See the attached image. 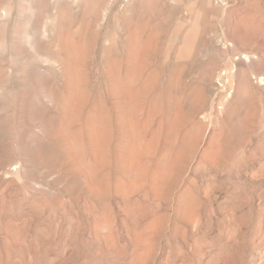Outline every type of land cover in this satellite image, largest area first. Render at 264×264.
Listing matches in <instances>:
<instances>
[{
  "label": "rangeland",
  "instance_id": "374dc122",
  "mask_svg": "<svg viewBox=\"0 0 264 264\" xmlns=\"http://www.w3.org/2000/svg\"><path fill=\"white\" fill-rule=\"evenodd\" d=\"M124 1L107 0L87 21L76 11L65 17L70 24L61 37L84 50L73 66L76 73L71 71L81 92L85 88L75 119L68 120L63 107L69 94L66 66L32 72L58 99L54 107L32 102L38 87L14 71L21 62L1 53L0 79L17 94L8 95L7 83L0 89V264H264V0H180L178 5L161 0L145 13L143 37H153L154 44L134 84L153 81L128 111L135 125L148 124L143 133L125 124L124 98L116 90L129 70L120 28ZM195 13L201 46L181 58L175 35L187 30ZM111 44L115 52L108 50ZM56 46L66 63L60 40L51 48ZM152 98L161 102L155 115ZM177 106L179 121L169 125ZM95 107L107 124L108 142L98 184L91 188L82 178L96 159L83 120ZM54 118L59 122L44 128ZM153 130L161 135L149 154L139 155L141 162L150 172L166 151L171 163L168 176L154 185L146 171L137 176L128 169L129 152L142 153ZM70 146L80 167L56 155ZM71 176L79 184L68 181Z\"/></svg>",
  "mask_w": 264,
  "mask_h": 264
},
{
  "label": "bare ground",
  "instance_id": "6f19581e",
  "mask_svg": "<svg viewBox=\"0 0 264 264\" xmlns=\"http://www.w3.org/2000/svg\"><path fill=\"white\" fill-rule=\"evenodd\" d=\"M107 0H0V58L1 53L5 52L8 53L9 55H11L13 57V59L16 62H21V64H30L31 67L26 69L25 66H21V64H15L13 66L14 71L21 77L23 78L24 76H27L30 81L38 88L36 94H33L32 97V102L35 100L37 101H41L44 104H51L49 106H54L57 107V103H58V99H56L54 96V93L51 92L48 87L47 84L45 83L44 79L40 76H37L36 74H32L35 72H41L43 73L41 70L42 68H48V66H56L58 69H61L62 67L66 66V70L69 73V83L68 86L66 84V87L68 88L67 92H69L68 94V100L65 101V104L62 101V105L64 104L63 107H65L64 109L66 110V114L68 116V120H72L75 119L78 115H79V111H80V107L82 105V100H83V95L82 92H84V89L81 92V88L78 82V78L77 75L76 78L75 76L72 74L71 71H73V66L76 63L75 61L78 60L77 62H79L78 54L81 48V45L79 43H73V39L72 42H70V40H65V38H62L61 34L62 32L65 30V25L66 24H70V23H65V17L69 14H71L73 11H76L81 19L83 21H85L86 19L88 20V18L90 19H94L95 17L98 16V11L99 8L102 10V6L104 5V3ZM111 2L114 0H110ZM161 0H125L123 2V6H122V11H121V15H120V28L121 31L124 33V35L126 36V40L124 43V48H122L124 50L125 53V59L126 60V64L123 62V64H125L127 67H129L128 72V76L127 74L125 75V79L124 81H119L116 83V90L121 94V96H123L124 98V104H125V108L123 111L125 112L124 114H126V116L124 117L126 120V125H128L129 127H134L132 126L133 121L128 120V111L129 108L133 107L137 101V99H141V97H144V92L148 93L150 91V88L148 89L151 81L149 78H146L142 81H140V83L136 86L134 84V81L137 77V71L140 68L142 62L144 63V59L143 57L145 56L146 52H148L147 50H149V48H152V39L153 37H143V31L144 28L146 27L144 24V21L142 20L143 16L145 15V13L155 9ZM175 3V5L180 3V0H171ZM162 2V1H161ZM204 2L206 3H210L211 0H204ZM183 4V3H182ZM156 10V9H155ZM105 11V10H104ZM198 12V11H197ZM194 13V12H193ZM199 13V12H198ZM148 14V13H147ZM193 17L191 19V21L189 22V27L187 28V30L182 34L179 35L176 34V39L180 38V42H181V46H179V53H177V55H181V58H183V56H186L187 54H193L195 53V51H197V49L199 48V46H201V43L199 41V33H200V28H199V18H198V14H192ZM147 16V15H146ZM145 16V17H146ZM149 16V15H148ZM145 19V18H144ZM86 20V21H87ZM119 21V20H118ZM77 22V21H76ZM89 22V21H88ZM148 23V22H147ZM86 24V23H85ZM88 25V24H86ZM90 25V24H89ZM86 27V26H85ZM149 27V26H148ZM118 28V27H117ZM84 30V29H83ZM148 30V29H147ZM85 32V30H84ZM87 32V31H86ZM85 32V33H86ZM148 32V31H146ZM153 33V32H152ZM64 34V33H63ZM146 34V33H145ZM66 35V34H65ZM86 35V34H85ZM152 35V34H151ZM201 35V34H200ZM59 36L61 37V39L59 38ZM89 36V35H88ZM148 36V35H147ZM150 36V35H149ZM68 37V36H67ZM66 37V38H67ZM71 37V36H70ZM85 37V36H84ZM158 37V36H157ZM86 39V38H85ZM61 41V45L62 48L65 51L66 54V63L65 60H62L61 58H58L59 55L58 51L59 48L56 46V48H51V46L54 44L55 41ZM79 40V39H78ZM81 40V39H80ZM85 42V40H84ZM154 42V41H153ZM112 43V42H111ZM58 44V43H57ZM83 44H86L83 43ZM85 46V45H84ZM83 46V47H84ZM155 46V45H154ZM153 46V47H154ZM88 47V46H87ZM89 48V47H88ZM85 49V47H84ZM83 49H81L82 51ZM110 51L115 52V44H111L110 49H108ZM153 50V49H151ZM80 51V52H81ZM84 52V50H83ZM82 52V53H83ZM154 52V51H153ZM176 52V51H175ZM7 54V55H8ZM84 54V53H83ZM86 54V53H85ZM109 55H111V53H109ZM120 55V54H119ZM149 55V52L146 54ZM256 55V54H255ZM64 56V54H63ZM78 56V57H77ZM7 57V56H6ZM82 57V54L81 56ZM108 57V56H107ZM117 57V56H115ZM120 57V56H119ZM149 57V56H148ZM179 56H176V58H178ZM247 57V56H246ZM111 58H114L111 56ZM110 58V59H111ZM180 58V57H179ZM185 58V57H184ZM245 58V57H244ZM4 59V58H3ZM117 59V58H116ZM251 59V58H250ZM10 60V59H9ZM144 60V61H143ZM112 61V60H110ZM109 61V62H110ZM115 61V60H114ZM114 61H112V63H114ZM121 61V59H120ZM123 61V60H122ZM121 61V62H122ZM251 61V60H250ZM118 62V61H117ZM111 63V65H113ZM66 64V65H65ZM77 65H79L78 63H76ZM108 65H110L108 63ZM115 65H117V63L115 62ZM119 65V64H118ZM246 66V65H245ZM78 68V66H75ZM113 67V66H109V68ZM116 67V66H115ZM120 68V65L118 66ZM1 68V67H0ZM65 68V67H64ZM50 69V68H49ZM57 69V70H58ZM143 69V67L141 68V70ZM65 70V69H64ZM65 70V71H66ZM77 70V69H76ZM81 70V69H80ZM114 70V69H113ZM179 70V69H178ZM44 71V70H43ZM48 71V69H47ZM122 71V70H121ZM126 71V68L125 70ZM51 73V71H49ZM81 72V71H80ZM111 72V71H110ZM114 72V71H112ZM74 73V71H73ZM76 73V72H75ZM74 73V74H75ZM78 73V72H77ZM117 73V72H116ZM139 73V72H138ZM140 74V73H139ZM155 74V73H154ZM176 74V73H175ZM235 74V73H234ZM242 74V73H241ZM52 75V73H51ZM49 75V76H51ZM56 75V74H55ZM121 75V74H120ZM142 75V74H141ZM54 76V75H53ZM127 76V77H126ZM154 76V75H153ZM176 76V75H175ZM180 76V75H179ZM178 76V77H179ZM81 77V76H80ZM119 77V76H118ZM141 77V76H140ZM143 77V75H142ZM55 79V78H54ZM153 79V78H152ZM179 79V78H178ZM10 80V77H9ZM119 80H122L119 79ZM141 80V79H140ZM174 80V79H173ZM118 81V79H117ZM9 82V81H8ZM35 82V83H34ZM85 82V81H84ZM157 82V81H156ZM7 83V82H6ZM3 81H1L0 79V89L2 88V85L6 84ZM24 83V81H23ZM65 83V82H64ZM136 83V82H135ZM13 84V83H12ZM81 84V82H80ZM175 84V83H173ZM82 85V84H81ZM115 85V84H114ZM65 85H63L64 87ZM151 86V85H150ZM176 86V85H175ZM27 87V86H26ZM25 87V88H26ZM31 87V86H30ZM62 87V88H63ZM28 88V87H27ZM26 88V89H27ZM4 89L8 90L7 93L8 95L14 99L15 98V90L13 88V86L11 85V83H7L4 86ZM23 89V88H22ZM54 89V88H53ZM176 89V88H175ZM25 91V89H23ZM65 90V89H64ZM155 90V89H153ZM54 91V90H53ZM152 91V90H151ZM56 92V91H55ZM177 93V92H176ZM186 93V92H185ZM65 94V93H62ZM143 95L140 97V95ZM156 94V93H155ZM25 95H27V93H25ZM150 95V94H149ZM174 95V94H173ZM183 95V94H182ZM195 95V94H194ZM85 96V95H84ZM119 96V95H118ZM163 96V95H161ZM168 96V95H167ZM57 97V96H56ZM154 97V95H153ZM176 97V96H175ZM187 97V96H186ZM190 97V96H189ZM193 97V96H191ZM28 98V97H27ZM62 98V97H61ZM85 98V97H84ZM169 98V97H168ZM188 98V97H187ZM25 99V98H24ZM151 99V98H150ZM190 99V98H189ZM188 99V100H189ZM27 100V99H26ZM25 100V103H27ZM142 100V99H141ZM168 100V99H167ZM191 100V99H190ZM189 100V101H190ZM11 101V100H10ZM13 101V100H12ZM61 101V100H60ZM85 101V100H84ZM156 98H152V100H150V111H151V115H155V111L158 108L159 104H157L156 102ZM188 101V102H189ZM192 101V100H191ZM193 102V101H192ZM16 102V106H17ZM60 103V102H59ZM97 103V101H96ZM95 103V104H96ZM147 103V102H146ZM190 103V102H189ZM10 104V103H9ZM123 104V103H122ZM193 104V103H192ZM191 104V106H192ZM11 105V104H10ZM15 105V104H13ZM98 105V104H97ZM137 105V104H136ZM158 105V106H157ZM167 105V104H166ZM189 105V104H187ZM194 105V104H193ZM28 106V105H27ZM84 106V105H83ZM99 106V105H98ZM97 106V107H98ZM142 106V105H141ZM157 106V108H156ZM169 106V105H168ZM174 106V105H173ZM138 107V106H137ZM137 107H134L137 109ZM160 107V106H159ZM190 108V106H188ZM11 108V107H10ZM90 108V107H89ZM96 108V107H95ZM145 108V107H144ZM167 108V107H166ZM174 108V107H173ZM196 108V107H195ZM16 109V108H15ZM14 109V110H15ZM133 109V108H132ZM63 110V109H62ZM97 110V111H96ZM101 109L96 108L95 109V113L92 112V116H88L87 118H84L86 120L85 123V127L88 131L89 134V145H87L88 147H90L93 149V152L95 155L94 159H96V166L88 168V172L84 173L85 177L82 178L83 182L87 185V187L93 188L96 187V185L98 184L97 182V173L98 171L101 170V168L99 169V166L102 164V162L104 161V147L108 142V132L106 129V125L104 122V117L101 111H99ZM137 110H135L136 112ZM149 111V109H148ZM184 111V110H183ZM187 111V110H186ZM185 111V112H186ZM65 112V111H64ZM83 112V110L81 111ZM167 112V111H166ZM22 113V112H21ZM91 113V112H90ZM159 113V112H158ZM179 113H180V108H177L173 111V115L175 121H171V124L169 125H173L175 122H177L179 117ZM197 113V111H196ZM87 114V113H86ZM122 114V113H120ZM123 114V115H124ZM133 114V113H132ZM189 114V113H188ZM169 115V112H168ZM171 115V113H170ZM172 115V116H173ZM61 116V115H60ZM64 116V115H63ZM66 116V115H65ZM86 116V115H85ZM134 116V115H133ZM184 116V115H183ZM189 116V115H188ZM55 117V116H54ZM84 117V114H83ZM149 117V116H148ZM158 117V116H157ZM182 117V115H181ZM50 118V117H49ZM59 117H57L58 119ZM82 119V117H80ZM79 118V119H80ZM108 118V117H107ZM171 118V117H170ZM56 118L54 119H50L47 120L45 123V127H51L55 124H57L55 121L57 120ZM60 119V118H59ZM63 119V118H61ZM66 119V117H65ZM130 119V118H129ZM133 119V118H131ZM167 119V118H166ZM182 119V118H181ZM186 119V118H184ZM193 119V118H192ZM66 121V120H65ZM82 121V122H83ZM168 121V120H167ZM179 121V120H178ZM183 121V119H182ZM62 122V121H61ZM67 122V121H66ZM72 123L74 122L71 121ZM70 122L69 125H72V123ZM80 122V123H82ZM132 122V123H131ZM148 122V121H147ZM187 122V121H186ZM166 123V122H165ZM167 123H170L167 122ZM60 124V123H59ZM67 124V123H66ZM124 124V123H122ZM124 124V125H125ZM188 124V123H187ZM68 125V124H67ZM83 125V124H82ZM125 125V126H126ZM135 125V124H134ZM148 124L147 123H143L142 125H135L136 126V130H140L142 131L141 133H143L144 129L146 128ZM163 125V124H162ZM65 126V123L64 125ZM78 126V125H77ZM84 126V125H83ZM81 126V127H83ZM128 126H126L125 128H127ZM164 126L166 127L167 125L164 124ZM163 126V127H164ZM179 126V125H178ZM59 127V126H58ZM67 127V126H66ZM72 126H70L71 128ZM80 127V126H79ZM80 127V128H81ZM84 127V128H85ZM128 127V128H129ZM168 127V126H167ZM166 127V128H167ZM175 127V125H174ZM173 127V128H174ZM62 128V127H61ZM61 128L59 127V129L61 130ZM73 128H77L78 127H73ZM34 129V128H33ZM164 129V128H163ZM191 129V128H190ZM68 130V128H67ZM77 130V131H78ZM134 128H132L133 132ZM166 130V129H165ZM41 131V130H39ZM62 131V130H61ZM59 131V132H61ZM65 131V133H64ZM63 131V134H66V130ZM72 131V128H71ZM81 131H84L83 129ZM80 131V132H81ZM86 131V130H85ZM84 131V132H85ZM109 131V130H108ZM164 131V130H163ZM167 131V130H166ZM166 131L164 133H166ZM79 132V133H80ZM186 132V131H185ZM78 133V134H79ZM87 134V132H85ZM135 133V131H134ZM151 134L150 138L147 141V144L144 146V149L142 150V153L140 152V154H135L132 151H128L129 152V157H130V168L128 169H132L134 171V173L137 176L143 175L145 174L147 171L143 165V163L141 162L140 157L142 155H145L146 153L149 154V152L153 149L155 140L158 138L159 134L161 135V133L158 134L157 131H149L148 134ZM195 133V132H194ZM43 134V133H42ZM62 134V133H61ZM62 134V135H63ZM70 134V133H69ZM85 134V135H86ZM129 134V133H128ZM127 134V135H128ZM145 134V133H144ZM60 135V134H59ZM61 135V136H62ZM81 135V134H80ZM130 135V134H129ZM166 137L169 135V132L167 131V134H165ZM32 136V135H31ZM79 136V135H77ZM66 137H68V134L66 135ZM64 135L62 136V138H66ZM72 137V136H71ZM69 137V138H71ZM81 138H84V135L80 136ZM132 137V134H131ZM130 137V139H131ZM138 137V136H137ZM73 138V137H72ZM77 138V137H75ZM129 138V137H128ZM164 138V137H163ZM175 138V136H174ZM186 138V137H185ZM79 139V138H77ZM136 139V138H135ZM139 139V137L137 138ZM136 139V140H137ZM169 139V138H168ZM72 140V139H71ZM83 140V139H82ZM110 140V139H109ZM67 141V140H66ZM73 141V140H72ZM71 141V142H72ZM77 141V140H75ZM80 141V139H79ZM132 141V140H131ZM139 141V140H138ZM141 141V140H140ZM139 141V142H140ZM164 141V140H163ZM68 142L70 143V141L68 140ZM78 142V141H77ZM112 142V141H111ZM167 142V141H166ZM189 142V141H188ZM44 143V142H43ZM74 143V142H73ZM80 143V142H79ZM110 143V142H109ZM125 143V142H124ZM135 143V142H134ZM141 143V142H140ZM164 143V142H163ZM169 143V142H168ZM133 144V142H132ZM191 144V143H190ZM72 146V143L69 144ZM68 145V146H69ZM70 146V150L67 149V147L65 149V151L63 152H59V151H54L56 152V155L59 156V158H61V160L65 162V164H67L68 166H72V167H80V164L78 162V160L75 158L74 156V151L72 149V147ZM77 146V145H76ZM75 146V148H76ZM79 146V145H78ZM64 147V146H63ZM107 147V146H106ZM125 147V146H124ZM132 147V146H131ZM55 148V147H54ZM155 148V147H154ZM78 150V147L76 148ZM134 149V146H133ZM52 150V151H53ZM53 151V152H54ZM79 151V150H78ZM80 152V151H79ZM163 153V158L162 160L159 159V161H157L158 163L155 164V166L153 167L152 171H148L147 173H149V175L146 173V175H148L150 181L153 183H157L159 181H161L162 179H164L166 176H168L170 169H171V163L167 161L166 158V151H162ZM174 152V151H173ZM92 153V152H91ZM127 153V152H126ZM106 154V153H105ZM108 154V153H107ZM147 154V155H148ZM82 155V154H81ZM140 155V157H139ZM17 156V155H16ZM175 156V155H173ZM128 157V156H127ZM144 157V156H142ZM141 157V158H142ZM146 157V156H145ZM162 157V155H161ZM36 159V158H35ZM128 159V158H127ZM164 159V160H163ZM148 160V159H147ZM122 163V162H121ZM129 163V162H128ZM106 164V163H105ZM66 165V166H67ZM95 165V164H94ZM67 166V167H68ZM88 166V164H87ZM152 166V165H151ZM81 168H83L81 166ZM146 168H150V166H147ZM21 169V167H20ZM80 169V168H79ZM104 169V168H103ZM147 169V170H148ZM150 170V169H149ZM146 171V172H145ZM101 172L99 174H101ZM15 174V173H14ZM98 174V180H100L101 178L99 177ZM79 176V175H78ZM82 176V174H81ZM174 176V175H173ZM77 177V176H76ZM71 176L68 177V181H70L72 184H75V186L77 184H79L78 179ZM63 181V179H62ZM139 182V181H138ZM83 183V185H85ZM89 184V185H88ZM100 184V181H99ZM81 185V184H80ZM81 185V186H83ZM154 185V184H153ZM80 187V186H79ZM84 187V186H83ZM86 187V186H85ZM160 187V186H159ZM78 188V187H77Z\"/></svg>",
  "mask_w": 264,
  "mask_h": 264
}]
</instances>
